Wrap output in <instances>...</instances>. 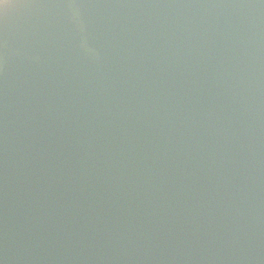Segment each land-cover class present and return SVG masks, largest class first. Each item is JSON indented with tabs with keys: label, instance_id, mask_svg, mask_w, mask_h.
I'll use <instances>...</instances> for the list:
<instances>
[{
	"label": "water",
	"instance_id": "1",
	"mask_svg": "<svg viewBox=\"0 0 264 264\" xmlns=\"http://www.w3.org/2000/svg\"><path fill=\"white\" fill-rule=\"evenodd\" d=\"M46 1L0 34V264H264V0Z\"/></svg>",
	"mask_w": 264,
	"mask_h": 264
},
{
	"label": "rangeland",
	"instance_id": "2",
	"mask_svg": "<svg viewBox=\"0 0 264 264\" xmlns=\"http://www.w3.org/2000/svg\"><path fill=\"white\" fill-rule=\"evenodd\" d=\"M46 5V0H0V34L41 35L51 31L56 21L53 14L44 9Z\"/></svg>",
	"mask_w": 264,
	"mask_h": 264
},
{
	"label": "flooded vegetation",
	"instance_id": "3",
	"mask_svg": "<svg viewBox=\"0 0 264 264\" xmlns=\"http://www.w3.org/2000/svg\"><path fill=\"white\" fill-rule=\"evenodd\" d=\"M78 0H60L63 8L65 9V14L69 17L70 20L78 21L81 17V12L78 7Z\"/></svg>",
	"mask_w": 264,
	"mask_h": 264
}]
</instances>
